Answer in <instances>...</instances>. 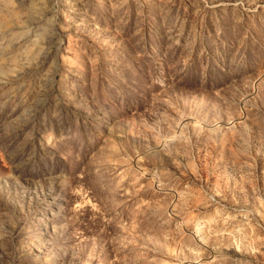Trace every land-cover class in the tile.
<instances>
[{"label": "rangeland", "instance_id": "1", "mask_svg": "<svg viewBox=\"0 0 264 264\" xmlns=\"http://www.w3.org/2000/svg\"><path fill=\"white\" fill-rule=\"evenodd\" d=\"M0 264H264V0H0Z\"/></svg>", "mask_w": 264, "mask_h": 264}]
</instances>
